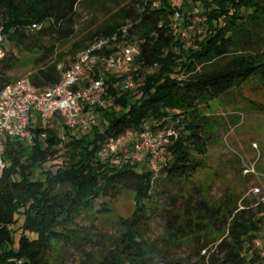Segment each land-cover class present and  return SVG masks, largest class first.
I'll return each instance as SVG.
<instances>
[{
    "label": "trees",
    "instance_id": "1",
    "mask_svg": "<svg viewBox=\"0 0 264 264\" xmlns=\"http://www.w3.org/2000/svg\"><path fill=\"white\" fill-rule=\"evenodd\" d=\"M87 1L95 0H0V30L6 41L39 55L28 76L37 89L58 83L57 65L67 69L97 37L117 33L116 44L138 41L140 51L131 73L133 89L120 91L118 75L105 80L109 103L93 109L101 113L98 126L72 135L55 118L37 124L31 143L5 144L3 158L9 167L0 178V264H66L74 255L75 264H154L142 232L164 216L170 222L180 202L188 214L193 196L207 189L195 181L207 168L204 133L210 125L200 108L244 85L256 83L264 90V0H196L202 9L194 12L185 4L190 17L201 19L195 46L184 44V32L174 33V11L166 1L158 7H153L157 0L131 1L110 24L70 46V64L64 62L67 54L50 62L58 45L74 37L76 8ZM122 27L125 34L118 32ZM17 62L5 50L0 89L12 83L7 73ZM90 77L92 73L86 81ZM143 124L176 134L161 150L164 162L156 174L120 151L98 158L104 141ZM57 158L62 161L54 171L43 169ZM170 186L178 192L172 195ZM124 192L132 194L133 210L129 218L118 217L122 232L97 258L95 231L84 230L79 217L91 222L114 217V205ZM225 200L216 209L204 201L192 208L221 213L224 221L216 252L221 259L211 256L207 264H261L264 248L258 250L255 242L264 233V200ZM191 220L184 219L185 225Z\"/></svg>",
    "mask_w": 264,
    "mask_h": 264
},
{
    "label": "rangeland",
    "instance_id": "2",
    "mask_svg": "<svg viewBox=\"0 0 264 264\" xmlns=\"http://www.w3.org/2000/svg\"><path fill=\"white\" fill-rule=\"evenodd\" d=\"M131 1L136 0H95L92 3H80L76 8L74 37L65 44L58 45L55 54L49 58L50 62L60 54H67L64 62L66 65L70 64V46L110 24L113 16L131 4ZM185 4L193 12L195 8L202 9V4L196 0H183L179 19H173V30L174 33L179 30L184 32V44L195 46V42L200 39L201 19L198 15L190 17L187 13L190 10L186 9ZM5 47L7 53L18 60L15 67L7 73L12 82L28 77L36 70L34 62L39 55L22 52L9 41H6ZM93 109L90 111L97 117L98 126L101 113ZM200 110L209 119L210 124L204 133L206 153L203 160L207 168L197 174L195 181L201 183L204 188L207 186V189L206 192L193 196L186 207L187 210L189 208L188 214L184 213L185 206H180V202L177 209L173 208L177 216H173L170 222H167L166 216L160 217L161 219L153 221L142 232V241L152 254L154 264H207L211 256H214L215 260L221 259L216 255L224 223L221 213L208 212L204 208L192 210L196 203L204 201L207 206L216 209L226 202V197H232L233 201L241 198L248 204L264 200V90L256 83L244 85L231 91L222 100H215ZM50 123L51 121L41 124L44 126ZM70 133L79 135L81 132L75 130ZM131 143L132 138L125 136L119 151L126 153L127 146ZM160 153L164 158L162 151ZM61 161L60 158L49 161L43 169L54 171ZM169 189L172 195L178 192L177 187L170 186ZM255 189H258V192ZM239 204L240 202L237 203L238 206ZM133 206L132 194L124 192L114 205V217L100 218L94 222L85 215L79 217L80 226L84 230L95 231L93 247L100 249L97 251V258L112 248L113 240L122 232L118 217L129 218ZM189 217L192 220L187 221L185 225L184 219ZM19 225L20 223L13 228L17 229ZM93 226H96V230ZM175 226L177 229L172 230ZM17 231L19 232V229ZM255 247L258 250L264 248V233L256 240ZM76 257L74 255L66 264H75L73 260Z\"/></svg>",
    "mask_w": 264,
    "mask_h": 264
},
{
    "label": "built area",
    "instance_id": "3",
    "mask_svg": "<svg viewBox=\"0 0 264 264\" xmlns=\"http://www.w3.org/2000/svg\"><path fill=\"white\" fill-rule=\"evenodd\" d=\"M162 1H155L153 7H158ZM164 1L174 11L173 19L177 21L183 0ZM118 32L125 34L126 27ZM116 41L117 33L97 37L67 69H64L63 64H58L56 69L60 79L55 85L37 89L28 77H24L0 89V178L9 167L3 158L7 142L29 144L34 139L37 124L52 122L55 118L70 132H85L97 124V117L90 110L103 108L109 103L105 99V80L109 76L121 77L120 91L134 88L131 73L134 60L140 52L139 42L130 41L123 47ZM5 45L6 39L0 30V61L5 55ZM90 73L92 77L86 81ZM125 136L132 138L125 157L156 174L159 165L164 162L160 152L168 144L169 138L176 134L171 128L152 129L149 124H143L137 130H129L119 137L104 141L98 158L106 159L115 155ZM41 138L44 136L41 135ZM255 191L258 192V189ZM260 258L261 264H264V250Z\"/></svg>",
    "mask_w": 264,
    "mask_h": 264
}]
</instances>
